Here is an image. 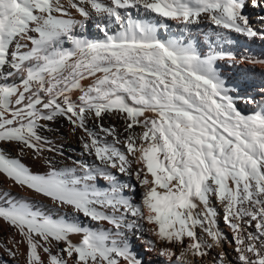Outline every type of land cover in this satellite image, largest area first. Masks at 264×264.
<instances>
[{
    "label": "snow or ice",
    "instance_id": "6c2138e0",
    "mask_svg": "<svg viewBox=\"0 0 264 264\" xmlns=\"http://www.w3.org/2000/svg\"><path fill=\"white\" fill-rule=\"evenodd\" d=\"M238 37L264 41V0H0V248L145 264L138 240L155 264H264V104L218 64L264 60L219 49ZM59 119L84 157L62 168L45 155Z\"/></svg>",
    "mask_w": 264,
    "mask_h": 264
},
{
    "label": "bare ground",
    "instance_id": "6f19581e",
    "mask_svg": "<svg viewBox=\"0 0 264 264\" xmlns=\"http://www.w3.org/2000/svg\"><path fill=\"white\" fill-rule=\"evenodd\" d=\"M255 10H256V14L254 16H256L260 11L259 9H255ZM77 31L81 33L82 38H86V39H92V40L101 39L99 37L102 36V34H100L97 29L91 26L86 30L78 29ZM203 31L211 33L210 28H208L207 26L205 27L201 26L200 31L195 33V35L201 36V40L204 44V48L202 50L207 52L209 48L208 36L201 35ZM170 33L172 34L177 33V28L175 25H173L172 28L170 29ZM161 35L166 36L167 33H164L163 30H161ZM244 41L245 40H242L241 38L239 40H237L236 38L235 40H229L227 43L218 41L217 44L220 50L234 53L237 56V58L241 55H250L255 59L262 58V60H264V41L258 39L247 41V43ZM239 45H245L246 47L242 48V46L240 47ZM66 46L70 47V45H66ZM212 47L215 48L216 46L213 45ZM223 61L225 62L227 60H221L220 61L221 63L218 62V64L222 70L223 75L229 78V79L227 78L229 84L239 83L241 86V93H248V95L254 96L255 99L258 100L257 105L264 104V96L260 95L261 89H264V71L260 70V69H264V63H257L254 65L248 63H236L233 65L234 68L232 69V71L234 74H232L230 69L226 68V63H222ZM241 105L242 104H239L238 107H240V109L245 113L250 112L254 106V105L251 106L249 105L247 108H245V106L242 107ZM104 123L105 125H108L109 123H114L117 126H119L120 121L116 120L115 118H106L104 120ZM49 134L54 136L53 138L55 139L69 136L71 141V145L69 146V153H67L63 157L57 156L55 152L45 153V155L54 162L56 167L62 168L64 166H70L78 158L84 159V157L81 156V144L79 141V136L82 135V133L78 132L76 135H73L69 130V125L64 120L59 119L56 122H54L52 124V130L46 133V135ZM7 154L10 157H14V158L18 157L21 160V162L34 173L42 174L47 168L46 162H38L27 151L25 152V154L19 155L17 150L13 147L12 149L8 150ZM5 187H10V185L6 183ZM11 191L17 196L31 197L32 195L28 191L19 188H12ZM136 198L139 199V197L137 196ZM36 199L39 200V197H37ZM86 223L90 224L91 222H86ZM220 228L225 233H229L228 228L222 222L220 223ZM6 231L7 230H5V232ZM0 239H6V235L4 233H0ZM140 244L142 243L138 240L133 241L135 251L142 257L141 249L139 248ZM142 258L145 264H155L156 262L155 255L150 252L145 255V258L144 256ZM0 264H23V257H20L14 261L2 248H0Z\"/></svg>",
    "mask_w": 264,
    "mask_h": 264
},
{
    "label": "rangeland",
    "instance_id": "374dc122",
    "mask_svg": "<svg viewBox=\"0 0 264 264\" xmlns=\"http://www.w3.org/2000/svg\"><path fill=\"white\" fill-rule=\"evenodd\" d=\"M249 14L253 17V18H255V14H256V10L254 9V10H249ZM203 27H205V26H203ZM90 28V27H89ZM99 32V31H98ZM203 32H205V31H203ZM100 33V32H99ZM100 34H102V33H100ZM210 34V33H209ZM102 36H103V34H102ZM99 37V38H101V39H104V36L103 37ZM242 39V40H245L244 42H246L247 43V41H252V40H247V39H245V38H243V37H238L237 38V40H239V39ZM96 40V39H95ZM240 47L242 46V48L243 47H246L245 45H239ZM257 59V58H256ZM258 59H260V60H262V58H258ZM219 63H221L220 61H219ZM222 63H226V68H228V69H230V71H231V73L232 74H234L233 73V71H232V69L234 68V66H232V67H229L228 65H229V61H223ZM228 63V64H227ZM259 69V68H258ZM260 70H263L264 71V69H260ZM226 78H228L227 76H226ZM229 79V78H228ZM241 95H248V93H241ZM257 102H258V100H256V104H257ZM242 107L243 106H245V108H247L249 105H244V104H242L241 105ZM251 106V105H250ZM253 108H255V105L253 106ZM48 136V138H49V140H50V142L55 146V148L57 149V151L55 152V154L57 155V156H65L67 153H69V146L71 145V141H70V137L69 136H67V137H62V138H53L54 136H52L51 134H49V135H47ZM139 188H137V197H139ZM140 249H141V255H142V257L144 256V258H145V255L146 254H148L149 252H146V251H144V248H143V245L142 244H140V247H139Z\"/></svg>",
    "mask_w": 264,
    "mask_h": 264
}]
</instances>
